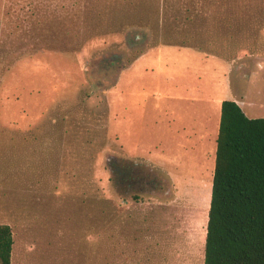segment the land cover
<instances>
[{"label":"rangeland","instance_id":"1","mask_svg":"<svg viewBox=\"0 0 264 264\" xmlns=\"http://www.w3.org/2000/svg\"><path fill=\"white\" fill-rule=\"evenodd\" d=\"M263 19L264 0H0L11 264H203L220 101L264 117Z\"/></svg>","mask_w":264,"mask_h":264},{"label":"trees","instance_id":"2","mask_svg":"<svg viewBox=\"0 0 264 264\" xmlns=\"http://www.w3.org/2000/svg\"><path fill=\"white\" fill-rule=\"evenodd\" d=\"M26 13L37 18L31 1ZM255 46L264 49V19ZM12 246L0 223V264H11ZM203 264H264V117H248L233 99L220 104Z\"/></svg>","mask_w":264,"mask_h":264},{"label":"crops","instance_id":"3","mask_svg":"<svg viewBox=\"0 0 264 264\" xmlns=\"http://www.w3.org/2000/svg\"><path fill=\"white\" fill-rule=\"evenodd\" d=\"M234 100V99H233ZM222 101V100H221ZM221 101H220V104H221ZM234 101H236L237 102V100H236V98H235V100ZM220 116V115H219ZM102 230H104V231H106V230H109L108 228H104V229H102ZM115 253L118 255V256H120V258H122L124 255H126V256H132V259H133V261L135 260V248H129L126 252H124L123 250H116L115 251ZM100 262H107L106 260H101Z\"/></svg>","mask_w":264,"mask_h":264},{"label":"water","instance_id":"4","mask_svg":"<svg viewBox=\"0 0 264 264\" xmlns=\"http://www.w3.org/2000/svg\"><path fill=\"white\" fill-rule=\"evenodd\" d=\"M241 107V106H240Z\"/></svg>","mask_w":264,"mask_h":264}]
</instances>
